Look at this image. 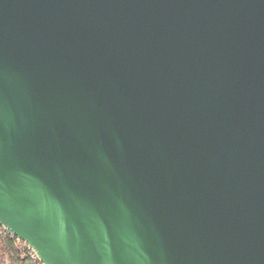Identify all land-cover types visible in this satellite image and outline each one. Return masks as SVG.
Instances as JSON below:
<instances>
[{
	"label": "water",
	"instance_id": "1",
	"mask_svg": "<svg viewBox=\"0 0 264 264\" xmlns=\"http://www.w3.org/2000/svg\"><path fill=\"white\" fill-rule=\"evenodd\" d=\"M0 223L44 264H264V0H0Z\"/></svg>",
	"mask_w": 264,
	"mask_h": 264
},
{
	"label": "trees",
	"instance_id": "2",
	"mask_svg": "<svg viewBox=\"0 0 264 264\" xmlns=\"http://www.w3.org/2000/svg\"><path fill=\"white\" fill-rule=\"evenodd\" d=\"M0 264H40L15 246L11 238H0Z\"/></svg>",
	"mask_w": 264,
	"mask_h": 264
},
{
	"label": "built area",
	"instance_id": "3",
	"mask_svg": "<svg viewBox=\"0 0 264 264\" xmlns=\"http://www.w3.org/2000/svg\"><path fill=\"white\" fill-rule=\"evenodd\" d=\"M11 238L15 242V246L19 248L25 255L29 256L33 260H37L40 264H44L38 257L37 253L25 242L16 238L5 226L0 223V238Z\"/></svg>",
	"mask_w": 264,
	"mask_h": 264
}]
</instances>
